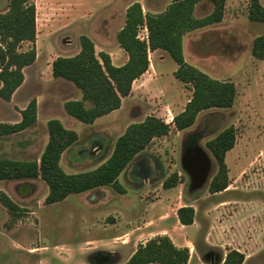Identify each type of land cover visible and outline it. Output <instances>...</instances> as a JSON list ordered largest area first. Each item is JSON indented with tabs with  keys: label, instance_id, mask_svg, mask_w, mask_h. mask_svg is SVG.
<instances>
[{
	"label": "rangeland",
	"instance_id": "obj_1",
	"mask_svg": "<svg viewBox=\"0 0 264 264\" xmlns=\"http://www.w3.org/2000/svg\"><path fill=\"white\" fill-rule=\"evenodd\" d=\"M134 1H140L145 11H160L172 0H34L36 39L34 43H21L20 49L34 45L36 60L25 67V80L11 100L0 97V122L20 120V111L32 98L37 99L39 118L24 132L0 136V158H39L49 138L47 122L59 118L79 134L78 141L62 154L63 168L69 173L90 170L106 161L116 139L130 123L148 115L160 117L171 125V131L154 138L119 175L126 191L103 186L111 206L123 207L128 199L130 208L132 201L137 207L129 211L133 223L127 225V221L116 228L124 230L142 220L148 227H156L167 221L171 229L188 239V264H221L226 253L236 248L245 253L243 264H264V58L252 53L254 39L264 35V22L248 17L251 0H226L221 22L192 30L184 37L187 61L213 77L236 84L237 95L231 107L205 109L192 126L177 130L174 115L184 109L192 89L175 77L174 59L159 50L150 55V70L136 80L133 93L112 114L88 123L64 108L67 99L81 98L82 93L72 82L53 76V61L59 55L79 52L80 36L86 34L93 39L97 52L107 51L116 64L121 63L125 51L116 34L128 5ZM260 1L264 5V0ZM8 7L9 0H0V12ZM213 8L210 0H201L195 15L204 16ZM144 33L142 28L140 35ZM231 125L236 140L226 154L229 186L211 193L208 185L217 163L206 142ZM190 141L207 151L212 160L208 180L196 190L191 189V178L182 162ZM143 169L146 173L139 174ZM175 172L177 185L164 188V179ZM48 191L40 178L0 180V196L6 193L20 206L14 215L6 212L0 201V264L36 263L27 251L41 253L44 263L39 264H50L49 260L55 258L59 264H70L73 259L74 264H92L89 254H81L84 250L77 244L109 246L100 240L105 237L104 228L79 226L77 218L87 200L84 192L46 204ZM185 203H193L196 209L192 226L177 221L176 211ZM76 252L80 257L75 259Z\"/></svg>",
	"mask_w": 264,
	"mask_h": 264
},
{
	"label": "trees",
	"instance_id": "obj_2",
	"mask_svg": "<svg viewBox=\"0 0 264 264\" xmlns=\"http://www.w3.org/2000/svg\"><path fill=\"white\" fill-rule=\"evenodd\" d=\"M201 0H172L160 11H145L140 1H134L126 9L125 23L117 32L119 45L127 52V60L117 65L110 53L97 52L93 39L80 36L81 48L74 55H59L52 63V74L72 82L81 90V98L64 102L66 112L74 118L93 123L97 118L121 107L124 97L131 91L133 82L150 67L149 53L163 49L177 63L174 75L189 84L192 95L184 109L174 115V126L184 130L192 126L199 113L212 107H231L237 95L236 84L221 80L187 61L184 50L185 35L195 29L221 22L225 14L226 0H210L214 8L204 15L196 16L195 9ZM248 17L264 22V5L251 0ZM147 27V37L140 30ZM36 39V6L34 0H9V7L0 12V97L11 100L15 91L25 80V67L36 60L34 45L20 49L21 43ZM255 57L264 58V35L257 36L252 44ZM89 103V104H87ZM16 123L0 122V136L20 132L37 121L38 102L32 98L21 111ZM49 138L39 159L0 158V180L37 179L46 182L49 191L46 204L64 200L71 193H82L101 186H112L117 192H125L119 175L144 151L154 138L166 136L171 125L160 117L148 115L143 120L130 123L118 136L111 155L96 168L67 172L62 164L63 152L79 139L76 130L67 127L59 118L47 122ZM236 132L233 125L224 128L206 142L216 163L217 171L209 181L211 193L224 191L229 186V169L226 154L235 145ZM193 146V142L186 147ZM178 183V173H172L163 181L164 188ZM1 203L11 214H17L20 206L6 193ZM179 221L193 224L196 209L191 204L178 208ZM190 248L177 246L167 234L150 238L139 244L132 256L123 264H188ZM92 264H115L120 256L108 250H96L88 255ZM245 253L230 249L221 264H243Z\"/></svg>",
	"mask_w": 264,
	"mask_h": 264
},
{
	"label": "crops",
	"instance_id": "obj_3",
	"mask_svg": "<svg viewBox=\"0 0 264 264\" xmlns=\"http://www.w3.org/2000/svg\"><path fill=\"white\" fill-rule=\"evenodd\" d=\"M125 18H126V16H125ZM124 23H125V20H124ZM124 23H123V25H124ZM122 26L119 28V30L122 28ZM116 37H117V34H116ZM120 48H122V47L120 46ZM159 50H162V51L166 52L169 55V53L167 51H165L163 49H157V50L152 51V52L149 53V58H150L151 54H155ZM127 58H128V54L125 51V55H124L123 61L121 63L117 64V65L123 64L127 60ZM151 65H152V62H151V58H150V66ZM149 70H150V67H149V69L146 72H148ZM146 72L143 75H145ZM141 76L139 78H137L136 80H139L141 78ZM136 80L133 82L132 91H131V93L128 96H130L133 93L134 83L136 82ZM125 98L126 97H124L123 100ZM122 104H123V101H122ZM118 109H120V108H118ZM118 109H116V110H118ZM116 110H114V111H116ZM114 111H112V112H110L108 114L110 115ZM108 114H105V115L108 116ZM38 118L39 117H37V121H38ZM18 121H16V122H18ZM16 122H12V123H16ZM30 127H28V128H30ZM28 128H26V129H24V130H22L20 132H24ZM16 133H19V132H16ZM138 172L141 175L146 173L144 169L140 170V171L138 170ZM162 185H163V182H162ZM110 187H112V186H110ZM84 194H85L84 198H86L87 200L82 203L83 207H82V209H81V211L79 213V217L77 218L79 226L80 227H86L88 229H90L92 227H97V226L104 228V232H103L102 235L105 236V237H102L100 240L104 241V243H106V245H109V246H106V247H94L92 243L87 244V246H84L82 243H78L77 244V246H78L77 248H81V249L84 250V251H82L83 253H81L84 256H87L88 254H90V253H92V252H94L96 250H108V251L116 253V254H118L120 256V260L116 264H123L124 262H126L132 256V254L138 248L139 244H142V243L144 244L150 238L155 237L157 235H162V234H167L168 236H170L171 239L173 240V242L179 247H185V246L188 245L186 243V242H188V239L186 237H183L180 233H176L173 229H171V227H170L171 225L169 226L168 224H166L167 221L165 223H163V224L157 225L156 227H148L147 226L148 222H144V220H142L140 223H135L134 225L132 224L130 227H126L124 230L117 229L116 227H119L124 222L129 221L127 223V225L133 223V222H131V219L129 217V211L134 210V209L136 210L137 207L134 206L135 202L132 201V204H133L132 208H130V206H129L128 199L124 203H122L123 207L120 206V205L119 206H117V205H112L111 206V203H110L111 200L106 198L107 197V193H106V191H104L103 186L97 187V188H93V189L88 190V191H85ZM186 204L187 203H185L183 205H186ZM190 204L193 205V203H190ZM1 206L6 212L9 211L3 204H1ZM176 214H177V211H176ZM158 215H161V213H158ZM162 216H160V217H162ZM73 218L76 219V217H73ZM177 221L182 226H192V225H194V223L193 224H188V225L182 224L179 221V219H178V215H177ZM164 226L167 227V228L169 227V229H163ZM146 235H147V237H146ZM236 249L240 250L239 248H236ZM26 255L28 257L32 258V259L37 260L36 263H34V264H39L40 262L44 263V259L41 256V253H39V255H35V253H32V251H27ZM79 255H80V253L76 252L75 259L77 257L79 258L80 257ZM53 260H54L55 264H59V259H57V258L50 259L49 263L52 264ZM74 262H75V260L73 259L70 262V264H74Z\"/></svg>",
	"mask_w": 264,
	"mask_h": 264
},
{
	"label": "water",
	"instance_id": "obj_4",
	"mask_svg": "<svg viewBox=\"0 0 264 264\" xmlns=\"http://www.w3.org/2000/svg\"><path fill=\"white\" fill-rule=\"evenodd\" d=\"M182 162L190 175L191 189L202 187L208 180L212 167V160L207 151L199 145L188 147L183 154Z\"/></svg>",
	"mask_w": 264,
	"mask_h": 264
},
{
	"label": "built area",
	"instance_id": "obj_5",
	"mask_svg": "<svg viewBox=\"0 0 264 264\" xmlns=\"http://www.w3.org/2000/svg\"><path fill=\"white\" fill-rule=\"evenodd\" d=\"M143 29H144V31H145V33H144V35H142L141 37H147V35H148V31H147V27L146 26H143Z\"/></svg>",
	"mask_w": 264,
	"mask_h": 264
}]
</instances>
